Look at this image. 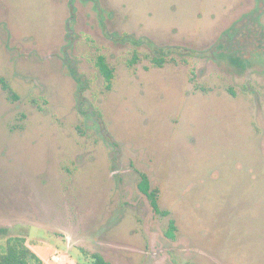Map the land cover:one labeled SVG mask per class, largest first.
<instances>
[{
    "label": "rangeland",
    "instance_id": "rangeland-1",
    "mask_svg": "<svg viewBox=\"0 0 264 264\" xmlns=\"http://www.w3.org/2000/svg\"><path fill=\"white\" fill-rule=\"evenodd\" d=\"M0 226L46 264H264V0H0Z\"/></svg>",
    "mask_w": 264,
    "mask_h": 264
},
{
    "label": "trees",
    "instance_id": "trees-1",
    "mask_svg": "<svg viewBox=\"0 0 264 264\" xmlns=\"http://www.w3.org/2000/svg\"><path fill=\"white\" fill-rule=\"evenodd\" d=\"M139 60V53L134 52L132 59L129 61L130 65L135 64ZM155 66L163 67L165 64L164 56L153 57ZM100 73L105 80V88L110 90L113 85L115 77L113 68L108 64L105 55H98L96 61ZM4 89L12 91L8 84H4ZM14 98H18L15 94ZM141 180L139 182V189L148 197L150 204L154 211L162 216H167L170 212L163 210L159 204V189L152 188L149 177L145 173H141ZM177 226L175 220L169 221V226L166 235L170 238L176 237ZM0 239L4 240L0 248V264H46L44 260L28 245L27 240L23 236L9 235L6 227L0 226ZM91 264H113L108 261L103 255L99 253L92 254ZM193 264V263H190Z\"/></svg>",
    "mask_w": 264,
    "mask_h": 264
},
{
    "label": "flooded vegetation",
    "instance_id": "flooded-vegetation-1",
    "mask_svg": "<svg viewBox=\"0 0 264 264\" xmlns=\"http://www.w3.org/2000/svg\"><path fill=\"white\" fill-rule=\"evenodd\" d=\"M100 72V71H99ZM101 74V73H100ZM102 75V74H101ZM104 78V77H103Z\"/></svg>",
    "mask_w": 264,
    "mask_h": 264
}]
</instances>
